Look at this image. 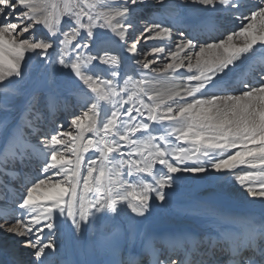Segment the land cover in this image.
<instances>
[{"label": "snow or ice", "instance_id": "obj_1", "mask_svg": "<svg viewBox=\"0 0 264 264\" xmlns=\"http://www.w3.org/2000/svg\"><path fill=\"white\" fill-rule=\"evenodd\" d=\"M257 51L264 0H0V171L38 167L0 199V238L26 257L0 264H264V217L209 198L181 213L198 228L146 226L189 187L264 204V63L239 74Z\"/></svg>", "mask_w": 264, "mask_h": 264}, {"label": "bare ground", "instance_id": "obj_2", "mask_svg": "<svg viewBox=\"0 0 264 264\" xmlns=\"http://www.w3.org/2000/svg\"><path fill=\"white\" fill-rule=\"evenodd\" d=\"M150 3V2H149ZM151 4H149L150 6ZM150 7H148L149 9ZM190 15L194 16L195 13H191ZM115 48V46H114ZM119 49H115L113 54H117L119 52ZM264 52L257 51L256 56L253 57L252 61L250 63L246 62L244 66H242V70L240 71V75L242 77H250L253 75V69L256 67H259L262 63L259 62V58H256L257 56L263 54ZM182 55V54H181ZM187 63V61H185ZM181 71H184L181 69ZM163 86V85H162ZM55 103V102H54ZM2 115L0 116V120L3 119L5 113L0 112ZM90 135V134H86ZM2 151V150H1ZM0 151V152H1ZM234 151V150H233ZM40 158H43L41 155H39ZM3 160V153L1 154L0 160ZM1 165V164H0ZM2 166V165H1ZM11 173V172H10ZM209 189L216 190L222 198H224L226 201L229 202H237L245 205L246 207H250V211L254 214L257 213L258 217L257 219L260 220L262 217H264V204L260 202V198H250L246 197L242 191L239 189H220L214 185H208V186H202V187H189L185 188L181 192L177 194L175 197L172 206L165 211L157 212L152 217L153 219L156 218L158 223H161L162 228L161 230H151V224L150 222H146V226L150 230L151 233H153L155 236L159 234L166 233L169 231L171 234L180 233V232H188L194 227H200L203 221H197L194 220L186 215L181 214L185 207L189 204L190 201L193 199L190 197V194L192 192H201L206 193ZM199 195V194H198ZM197 195V196H198ZM16 196L15 193H12V195L9 196V198H14ZM201 197V196H199ZM216 197V196H214ZM218 207L213 206L214 211L222 216H226L222 214V211L220 209H217ZM197 211L203 212L205 209H197ZM154 219V220H156ZM152 221V220H151ZM166 233V234H170ZM0 250H4L8 253V255H12V257L22 260V257L20 256L18 247L16 246L15 242L11 239H2L0 238Z\"/></svg>", "mask_w": 264, "mask_h": 264}, {"label": "rangeland", "instance_id": "obj_3", "mask_svg": "<svg viewBox=\"0 0 264 264\" xmlns=\"http://www.w3.org/2000/svg\"><path fill=\"white\" fill-rule=\"evenodd\" d=\"M150 2V3H149ZM149 4H151V0H148V5ZM150 9V8H149ZM149 12H150V10H148V8H145L143 11H142V14H141V17L142 18H145L146 16H148V14H149ZM137 34H139L138 32H137ZM146 46V47H145ZM154 46H160L156 41H147V42H144L143 41V39H142V42H141V47L143 48V50H145V51H147V50H149L151 47H154ZM149 58H151V57H149ZM194 62V61H193ZM0 95H3V93H0ZM75 97V96H74ZM70 101H68V104H70L69 105V112H72V111H74V108H76V105H78V101H77V99H76V101H73L71 98L69 99ZM63 103V99L62 98H59L58 100H57V105H58V108L56 109V112H57V114H55V118H56V122L57 123H63L64 122V115H62V112H63V110H64V108L62 107V104ZM60 106H61V110H59L60 109ZM0 112H4L3 111V109L2 108H0ZM2 114L0 113V116H1ZM13 115H14V113H13ZM43 127H44V125H43ZM67 127H68V125L67 124H64V129H67ZM45 128V127H44ZM76 134V132H75V130L73 131V135H75ZM1 151V150H0ZM2 165V164H1ZM0 165V166H1ZM3 166V165H2ZM1 166V167H2ZM25 169V171H27V172H29V174H32L33 172H31L32 170H28V169H26V168H24ZM8 170H12V171H14V172H16L17 171V169H16V167H10V168H8ZM10 173V172H9ZM2 176H4V174H1V177ZM21 183V182H20ZM15 187H21L22 188V186L20 185V186H18V184H16L15 185ZM21 188H19V189H21ZM154 219H156V218H154ZM153 218H150V220H149V222H150V224L152 225V227L153 226H161V223H158V221H157V219L156 220H154ZM152 220V221H151ZM18 250H19V253H20V256L22 257V260H26V257L24 256V250H22V249H20V248H18Z\"/></svg>", "mask_w": 264, "mask_h": 264}, {"label": "water", "instance_id": "obj_4", "mask_svg": "<svg viewBox=\"0 0 264 264\" xmlns=\"http://www.w3.org/2000/svg\"><path fill=\"white\" fill-rule=\"evenodd\" d=\"M192 197L194 198V195H192Z\"/></svg>", "mask_w": 264, "mask_h": 264}]
</instances>
